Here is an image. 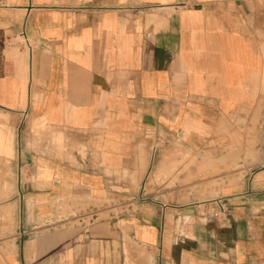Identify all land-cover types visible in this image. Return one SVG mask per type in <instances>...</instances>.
<instances>
[{
	"label": "crops",
	"instance_id": "0c3cea01",
	"mask_svg": "<svg viewBox=\"0 0 264 264\" xmlns=\"http://www.w3.org/2000/svg\"><path fill=\"white\" fill-rule=\"evenodd\" d=\"M260 114L264 0H0V264H264V144L183 198Z\"/></svg>",
	"mask_w": 264,
	"mask_h": 264
},
{
	"label": "rangeland",
	"instance_id": "374dc122",
	"mask_svg": "<svg viewBox=\"0 0 264 264\" xmlns=\"http://www.w3.org/2000/svg\"><path fill=\"white\" fill-rule=\"evenodd\" d=\"M236 125L235 132L233 133L232 140L236 141L237 144L245 143L247 148L242 152L241 148L231 149L228 154H226V149H218L216 152H203L200 156L192 155L188 152L185 154V164H184V188L185 195L184 201L191 202L195 200H203L218 195L224 192L226 184H231L236 181V173L242 171V160L246 159L248 156L255 157L258 153L256 145L259 143L264 144V134L258 132L259 126H264V116L253 115L246 117H238L234 121ZM245 126L250 125L247 128V132H243L240 129V125ZM232 152V153H231ZM178 163H172L169 165L164 176H172L170 180H150L151 183H157L159 185L173 186L177 181V169ZM264 166V160L258 164V167ZM182 172V170H181ZM234 174L233 179H226L227 176ZM241 175L238 174V176ZM162 175H158L160 177ZM175 199L176 197H172Z\"/></svg>",
	"mask_w": 264,
	"mask_h": 264
},
{
	"label": "built area",
	"instance_id": "2783aa9c",
	"mask_svg": "<svg viewBox=\"0 0 264 264\" xmlns=\"http://www.w3.org/2000/svg\"><path fill=\"white\" fill-rule=\"evenodd\" d=\"M225 211H226V208L223 205H221V209L215 212V215L218 216L220 213H223Z\"/></svg>",
	"mask_w": 264,
	"mask_h": 264
}]
</instances>
